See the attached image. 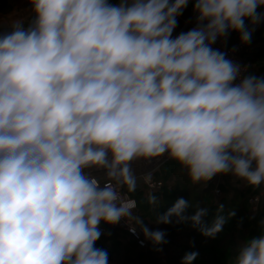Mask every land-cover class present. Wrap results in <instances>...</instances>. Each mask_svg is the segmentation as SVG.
Segmentation results:
<instances>
[{
	"label": "clouds",
	"instance_id": "clouds-1",
	"mask_svg": "<svg viewBox=\"0 0 264 264\" xmlns=\"http://www.w3.org/2000/svg\"><path fill=\"white\" fill-rule=\"evenodd\" d=\"M189 2L29 0L34 19L0 36V264H108L102 222L166 243L136 213L130 194L153 173L134 161L167 155L202 187L219 174L264 185V76L212 47L233 31L250 43L264 0H195L196 26L173 38ZM223 213L205 225L208 208L179 198L155 223L214 238ZM235 264H264V230Z\"/></svg>",
	"mask_w": 264,
	"mask_h": 264
},
{
	"label": "rangeland",
	"instance_id": "rangeland-1",
	"mask_svg": "<svg viewBox=\"0 0 264 264\" xmlns=\"http://www.w3.org/2000/svg\"><path fill=\"white\" fill-rule=\"evenodd\" d=\"M108 2L117 5L120 0H108ZM194 3L195 0H190L182 15L177 17V24L196 25L197 14L193 11ZM257 11L264 12V7L258 8ZM2 12H9V7ZM245 23L247 25L248 21ZM230 39L231 46L242 48V57L245 59L248 73L253 71L256 76H264V72L260 71L261 68H264V22L255 27L250 43L242 44L239 34L234 31L228 35V40ZM252 58L258 61L259 66L253 62H247V59ZM176 174H174V178L181 179L179 172ZM216 186L219 187L220 194L216 193ZM185 187L188 191L186 196L191 203H199L201 207L208 208V214L202 218L205 225H211L217 205L222 204L224 206L223 214L225 215L229 210H235V216L225 223L221 232L211 238L203 236L198 229L191 226L190 222L157 225L153 219L154 213H151L148 217L146 216L147 223L144 224L150 230L164 231L167 242L155 247L137 229L141 241L146 243V246L142 247L133 235L125 230L117 229L122 243V250L120 251H124L122 254L127 252H125L126 249L123 250L125 246L130 244L133 246V249H128L127 255L123 254L122 258H119L118 264H181L183 256L193 251L198 253L193 264H235L243 243L250 238L261 235L262 230H264L261 225V222L264 221V187L262 185L259 187L249 186L230 174H219L208 181L204 187L199 184L192 185L190 181L186 183ZM147 189L150 193L151 191L154 192L149 187ZM131 198L137 201L136 213H138L140 210L138 200L135 197ZM194 211V208H189L186 214L192 215ZM99 228L106 230V233L108 230H115L103 222ZM157 248L161 250L158 251ZM149 251H153V258L150 261L148 260ZM108 264L114 263L108 262Z\"/></svg>",
	"mask_w": 264,
	"mask_h": 264
},
{
	"label": "trees",
	"instance_id": "trees-1",
	"mask_svg": "<svg viewBox=\"0 0 264 264\" xmlns=\"http://www.w3.org/2000/svg\"><path fill=\"white\" fill-rule=\"evenodd\" d=\"M229 43L231 45V39L229 40ZM244 56V54H243ZM244 58V57H243ZM247 58V57H246ZM245 61V59H244ZM247 62H253L256 66H259V63L257 60L247 59ZM260 71L264 72V68H261ZM257 72V71H256ZM248 74H253V71ZM180 174L181 179H175L176 173ZM178 176V174H176ZM155 181L162 183V186L157 191H154L151 193H154L158 199H159V206L153 209L151 205L147 202V196L150 193L146 187L137 188L135 193L130 194L131 197H135L138 200L139 204V214L143 220L144 223H147V217L149 214H153L154 221L156 218L162 214H164L173 204L174 202L179 198H184L185 200H188V191L185 187L186 183L189 180L186 172L174 161H169L166 165L162 167V170L160 173L155 174ZM182 196V197H181ZM151 210V211H150ZM147 216V217H146ZM174 219V218H173ZM119 230H108V233H104L100 236L98 241L96 242L95 246L97 248L106 249L108 252V262H113L114 264H118L119 258H122V255L128 254V249H133V246L127 245L123 248L126 253H123L122 250V243L120 240V237L118 235ZM125 233V232H124ZM128 234V233H127ZM158 245H155V247ZM160 246V245H159ZM141 256V254H140ZM153 251H149L148 254V260L152 259L153 257Z\"/></svg>",
	"mask_w": 264,
	"mask_h": 264
},
{
	"label": "crops",
	"instance_id": "crops-1",
	"mask_svg": "<svg viewBox=\"0 0 264 264\" xmlns=\"http://www.w3.org/2000/svg\"><path fill=\"white\" fill-rule=\"evenodd\" d=\"M12 2V3H11ZM9 12L3 13L2 11L8 9ZM33 6L29 3V0H0V27H11V23L16 20L24 22L25 27L34 19V13L32 10ZM196 25H191L188 23L177 24L176 28L173 31V38L179 35L182 32H187L190 29L194 28ZM170 160L167 158V155L162 156L158 159H153L151 161H134L131 165L133 171L137 176L145 174L147 172L153 173V180L155 174L160 173L162 167L166 165ZM93 175H102V173H97L94 170L92 171ZM155 181V180H154ZM148 187L146 183L142 181L138 184L137 188Z\"/></svg>",
	"mask_w": 264,
	"mask_h": 264
},
{
	"label": "built area",
	"instance_id": "built-area-1",
	"mask_svg": "<svg viewBox=\"0 0 264 264\" xmlns=\"http://www.w3.org/2000/svg\"><path fill=\"white\" fill-rule=\"evenodd\" d=\"M212 47L214 49H218V50L224 52L226 54V58L230 59L231 61H233L236 64H239L242 68H246L247 69L246 64H245V61H244V58L242 57V48L241 47H233V46H231L229 44L228 36H227V38H220V39H218L212 45ZM247 73H248V69L245 72H243L242 74L243 75H246ZM235 83H239V80H237ZM147 186L151 190L157 191L158 189L161 188L162 183L156 182V181H154L152 179L151 185L150 184H147ZM262 186L264 187V185H262ZM216 188H217L216 189V193L217 194H220L219 187L216 186ZM137 207H138V205H137ZM110 226L112 228H115V229H122V230L127 231L128 233H130L131 235H133L136 240H138L139 245H141L142 247H145L146 246V243L142 242L141 239H140V233H139V231H137L136 234H132L129 231L128 226L125 223V221L121 220L118 224H116V225H110ZM100 230H101V233L102 234L106 233V230H104V229H100Z\"/></svg>",
	"mask_w": 264,
	"mask_h": 264
},
{
	"label": "water",
	"instance_id": "water-1",
	"mask_svg": "<svg viewBox=\"0 0 264 264\" xmlns=\"http://www.w3.org/2000/svg\"><path fill=\"white\" fill-rule=\"evenodd\" d=\"M10 31H12L11 27H0V36H2L5 33L10 32Z\"/></svg>",
	"mask_w": 264,
	"mask_h": 264
}]
</instances>
